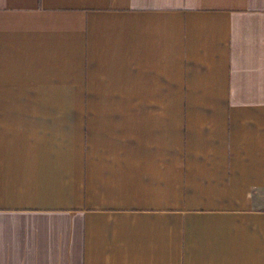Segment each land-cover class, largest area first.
Here are the masks:
<instances>
[{"label": "crops", "instance_id": "1", "mask_svg": "<svg viewBox=\"0 0 264 264\" xmlns=\"http://www.w3.org/2000/svg\"><path fill=\"white\" fill-rule=\"evenodd\" d=\"M0 264H264V0H0Z\"/></svg>", "mask_w": 264, "mask_h": 264}]
</instances>
